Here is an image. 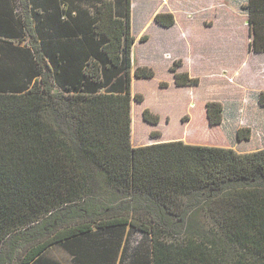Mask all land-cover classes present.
Listing matches in <instances>:
<instances>
[{"label":"trees","instance_id":"16d2710c","mask_svg":"<svg viewBox=\"0 0 264 264\" xmlns=\"http://www.w3.org/2000/svg\"><path fill=\"white\" fill-rule=\"evenodd\" d=\"M118 3L26 0L18 14L20 3L0 0V264H264V148L131 144V100L143 97L131 93V0ZM243 6L264 16V0ZM253 32L252 49L264 51ZM181 64L169 67L175 85L198 84ZM114 74L117 90H106ZM133 75L154 71L136 66ZM257 101L264 107V91ZM223 112L206 102L209 124ZM142 116L159 122L148 108ZM124 228L148 235L149 250L130 256L121 239L97 237ZM85 235L79 263L51 253Z\"/></svg>","mask_w":264,"mask_h":264},{"label":"rangeland","instance_id":"374dc122","mask_svg":"<svg viewBox=\"0 0 264 264\" xmlns=\"http://www.w3.org/2000/svg\"><path fill=\"white\" fill-rule=\"evenodd\" d=\"M118 1L120 2L118 3L120 9L124 0ZM144 23L145 21L142 20L139 8L138 10L136 8L134 18H132L134 37L141 31ZM255 27L257 28L259 37L264 38V22H257L255 26L251 27L250 31L252 33H254L253 28ZM245 30H241V28L232 29L230 34L232 42L219 45L216 53H212L211 51L205 53L211 55L215 63L223 62V64H227L229 67L232 65L235 68L230 72L217 74H223L221 77L225 81L222 83L214 82V76L211 71L202 67L199 68L200 61L193 59L190 65L188 59L185 57L190 71L193 70L199 77V85L194 87L190 96L186 89H176L174 86L168 87L167 80H172V74L169 72L168 66L170 57L163 56L162 54L157 55L161 43L164 41L169 42V38L172 37L174 31H167L152 24L148 25L141 34V37L145 36L147 38L148 35L149 41L139 43L136 40V46L133 49V66L148 62V65L154 70V76L144 79L133 76L131 93L132 95L141 94L143 97L141 102H137L134 99L131 100V120L134 132H142L145 137L146 131L150 126L143 119V110L148 108L152 113L157 114L161 118L159 113L151 110V108H155L164 114L161 121L165 128H162V126H160L162 129L160 127L152 128L148 132V143L168 139L161 136L157 137L163 130L166 131L168 129L167 131L171 132V134L182 132L181 137L177 138L192 144L231 147L240 152L264 148V107L259 106L257 101V94L264 91V54H254L251 52L252 50H249L248 43L250 37ZM252 40L253 38L250 42ZM172 45L174 44L171 43L169 46ZM177 51L173 50V52ZM179 52L182 51L179 50ZM117 78L118 75L116 74L105 77V82L108 79L113 81L112 87L106 88V90H117ZM216 78L218 79V76ZM119 79L124 88V76L120 75ZM160 82H166L167 86L161 87L159 85ZM191 101L195 104L193 105ZM207 101H219L222 103L224 113L220 124H209L205 113ZM242 128L250 129V137L247 140L238 141L235 133L238 129ZM154 132L157 133L155 134ZM108 233L109 235H107ZM105 234L103 237L99 236L101 235L99 234L97 237L121 239L122 252L127 255H134L136 251L142 250L140 249L142 247L146 251L149 250V236L139 231H129L128 228H124L122 231L113 230ZM176 238L181 237L174 236L173 239ZM89 239L91 238L85 235L79 240L59 243L52 246L51 253L56 255L61 261L79 263L78 258L80 255H78V252L80 251H78L77 246L81 243L85 245ZM18 243L16 252L18 253L17 255H20L19 253L23 251L24 246L27 244V239L19 240ZM130 259L132 260L133 257Z\"/></svg>","mask_w":264,"mask_h":264},{"label":"crops","instance_id":"0c3cea01","mask_svg":"<svg viewBox=\"0 0 264 264\" xmlns=\"http://www.w3.org/2000/svg\"><path fill=\"white\" fill-rule=\"evenodd\" d=\"M15 1L20 3L18 8L14 5L15 11H17L18 14L25 13L21 3H25L26 0H15ZM248 1L249 0H131L132 35H133L132 18H134L136 8L137 10L139 8V11L141 12L142 20L145 21V23L141 27V31L138 32L137 36L134 37L133 35L134 42L131 45L132 62H133V49H135L137 42L136 40H138L139 43L148 42L149 41L148 35L145 40H141V34L144 32V29L148 25L152 24L161 27L167 31L169 30L174 31L172 33V37L169 38L170 39L169 42L164 41L161 43L158 50L159 52L157 53V55L162 54L163 56L165 55L167 57H170L169 58L170 61L168 63L169 67L172 65V63L175 60L181 59L182 64L177 68V71L187 72L191 77H197L199 79L198 75L194 73L193 70L190 71L189 69V64L191 65V61L193 59H196L201 62L200 66H198L199 68L202 67L212 72V75L214 76V82L217 83L224 82L225 80L222 79L221 77L223 74L221 75H217V74L230 72L235 68L232 65L229 67L227 64H223V62L220 61H218L220 63H215V61L212 60L213 58H211V55H207L205 53L210 51L212 53L213 52L216 53L219 45L224 43L229 44L230 42H232V39L230 37L232 29H238V28H241V30L246 29L245 31L250 37L248 43L249 50L250 51L252 50L251 52L254 54H264V51L255 52L252 49L250 42L251 39L253 38V33L250 31V28L255 26L257 22H264V16L251 17L248 9L244 8L243 6ZM158 13H171L174 19L173 24L167 27L158 24L155 21V16ZM171 43L174 45L169 46ZM173 50L175 51L178 50V51L173 52ZM179 50L182 52H179ZM185 57L188 59L189 64H187ZM143 65L152 68L150 65H148V62H144V64L142 63L141 65L139 64L137 66H143ZM135 67L136 66H133L131 70V87L133 83V76H134L133 72ZM169 72L172 74V80H167L168 87L174 86V88L176 89H186L188 90V94L191 96L190 93L193 92L194 87L199 85L198 82V84L196 85L176 86L174 83L173 73L170 70ZM217 76L218 79L216 78ZM139 79H144V78H139ZM216 99L219 100V98L217 97ZM192 104L194 105L195 103L192 102ZM151 110L159 113L161 118L159 117V122L156 124H151L149 122H146V124H148L150 128L147 129L145 137L143 136L142 132L140 133L139 131L134 132L133 122L131 120V126H132L131 144L133 146L151 144L147 142L149 139L148 132H150V130H152V128L155 127L162 126V128H165V126L162 125V121H161L164 114L155 108H151ZM205 113H206V107H205ZM167 130L168 129H166V131L163 130L161 134L157 135V137L161 136L162 138L166 137L168 139L161 141L159 140L157 142L181 140L180 138L177 137H181L182 132H179L178 134L177 133L171 134V132H168ZM235 137H236V133H235ZM238 141H242V140H238ZM91 264H128V263H91Z\"/></svg>","mask_w":264,"mask_h":264}]
</instances>
